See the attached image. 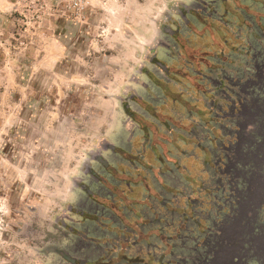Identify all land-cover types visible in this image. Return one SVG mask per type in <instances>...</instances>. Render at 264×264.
Listing matches in <instances>:
<instances>
[{
  "label": "rangeland",
  "instance_id": "374dc122",
  "mask_svg": "<svg viewBox=\"0 0 264 264\" xmlns=\"http://www.w3.org/2000/svg\"><path fill=\"white\" fill-rule=\"evenodd\" d=\"M263 239L264 0H0V264H264Z\"/></svg>",
  "mask_w": 264,
  "mask_h": 264
},
{
  "label": "flooded vegetation",
  "instance_id": "af4514ba",
  "mask_svg": "<svg viewBox=\"0 0 264 264\" xmlns=\"http://www.w3.org/2000/svg\"><path fill=\"white\" fill-rule=\"evenodd\" d=\"M255 155V154H254ZM255 158H258V156H255ZM252 185L254 187H258L259 191L261 190V188L263 187L262 186V183L259 184V182H257V184H255V182L253 183V179H252ZM258 193V190L256 189V191L253 193L254 194V197L257 195ZM259 194V193H258ZM242 207L243 209L246 207V203H242ZM244 223V221L242 219H240V216L238 217L237 215L235 216V218L232 220L231 223L229 224H226V225H223L222 227V232L223 234H225L224 236V240L226 238V235H228L229 238L233 239V238H240V234L241 233H244L243 231H240L239 228L242 226V224ZM239 236V237H238ZM234 240V239H233ZM233 242H237V241H233ZM226 244V243H225ZM233 244V243H232ZM216 255H218V251H219V247L217 246L216 244ZM230 248V246L228 247L227 245V248H225L223 246V248L221 249V255L224 254L223 252L226 251V249ZM232 249H235V245H233ZM225 256H228V258L230 257V255H227V254H224ZM217 258V257H216ZM227 261V260H226ZM225 262V261H223Z\"/></svg>",
  "mask_w": 264,
  "mask_h": 264
},
{
  "label": "bare ground",
  "instance_id": "6f19581e",
  "mask_svg": "<svg viewBox=\"0 0 264 264\" xmlns=\"http://www.w3.org/2000/svg\"><path fill=\"white\" fill-rule=\"evenodd\" d=\"M246 227H247V226L243 223L242 226L239 228V230L245 232V231H246ZM228 238H229V237H228ZM233 239H234V240H233ZM233 239H232V243H233L235 246H237V245L239 244V239H240V238H233ZM233 241H237V242L235 243V242H233ZM261 244H262V246H261V248H262L263 245H264V239L262 240Z\"/></svg>",
  "mask_w": 264,
  "mask_h": 264
}]
</instances>
